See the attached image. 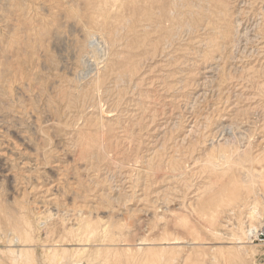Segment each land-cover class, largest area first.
Returning <instances> with one entry per match:
<instances>
[{"label":"rangeland","instance_id":"1","mask_svg":"<svg viewBox=\"0 0 264 264\" xmlns=\"http://www.w3.org/2000/svg\"><path fill=\"white\" fill-rule=\"evenodd\" d=\"M262 159L264 0H0V233L37 263L92 226L97 264H258L230 223Z\"/></svg>","mask_w":264,"mask_h":264},{"label":"bare ground","instance_id":"2","mask_svg":"<svg viewBox=\"0 0 264 264\" xmlns=\"http://www.w3.org/2000/svg\"><path fill=\"white\" fill-rule=\"evenodd\" d=\"M42 33L43 34L45 33L44 28L40 30V34ZM56 34H59V33H56ZM89 42L93 43L94 38ZM226 127L227 125H223L221 129L225 130ZM260 162H261V166L258 169V174L261 178V182L264 185V159H262ZM232 174L234 173H230L228 175L227 179L229 181L233 179ZM238 191H239V188L236 190L234 189L232 190L231 193L227 194L229 196L230 202L233 201L234 199L240 198V192ZM222 199L220 201L218 200L217 202L210 203L211 207H208L206 221L208 224V229L212 230L211 232L212 234H215V232L218 233V230L220 229L219 227H221L222 225L221 220L219 219L221 208L225 206V204H227V202L229 201L227 198H226L227 199L226 202ZM242 210L245 211L244 219L237 218V222L235 225H233V222L230 223L232 224L231 228H234L236 230L238 229L240 232L239 233L237 232V234L232 233L231 237L234 239V243L238 245L239 249H241L243 253H248L250 251H248V248H246V245H244V243L252 242L250 238L251 234L256 231L259 222H261V220H264V202H259L258 199L253 197L248 202V204L241 203L237 211L236 210L235 211L240 212ZM10 224H12V228L8 229L6 233L2 234V236L0 233V237H1L0 241L5 242V244H2L0 242V264H40L39 262L41 261L36 259L37 253H35V249L37 246V244L34 241L35 231L30 228L28 221L23 222L21 226H16V225L14 226L13 223H10ZM180 225L183 226L185 229H189L186 223H181ZM87 229H88L87 232L81 234L80 236L81 238L78 239L79 240L78 246L77 247L75 246L73 248H68V246L66 248V244L64 243L59 232H57L56 230L48 229L47 231H45V236L41 244H42V247L44 248L43 249L44 252L48 253L49 256L45 258V260H43L44 264H97L95 262L97 260L95 259V261H93L94 259L93 255H90V252H89L90 248L87 247L90 245H94L93 243H90L89 241L94 239L93 236L95 234L94 232L95 229H93L92 226L87 227ZM244 238H249L248 242H245ZM175 241L172 243H176ZM86 243H89V244H86ZM239 252L242 253L240 250ZM149 258H153V257H149ZM154 259L156 260L155 257ZM37 261L39 262L37 263ZM148 262H150V259L148 260ZM196 263L198 264V262ZM151 264H154V263H151ZM156 264L158 263L156 262Z\"/></svg>","mask_w":264,"mask_h":264},{"label":"built area","instance_id":"3","mask_svg":"<svg viewBox=\"0 0 264 264\" xmlns=\"http://www.w3.org/2000/svg\"><path fill=\"white\" fill-rule=\"evenodd\" d=\"M251 241L258 245L264 244V221L257 227L256 231L251 234ZM258 264H264V259Z\"/></svg>","mask_w":264,"mask_h":264}]
</instances>
